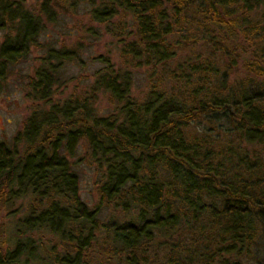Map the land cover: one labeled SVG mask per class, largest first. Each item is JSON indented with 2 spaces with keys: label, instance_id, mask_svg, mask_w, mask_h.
<instances>
[{
  "label": "trees",
  "instance_id": "obj_1",
  "mask_svg": "<svg viewBox=\"0 0 264 264\" xmlns=\"http://www.w3.org/2000/svg\"><path fill=\"white\" fill-rule=\"evenodd\" d=\"M80 11L118 39L119 62L46 46L27 93L48 107L13 145L0 140V214L27 197L0 224V264H252L264 228V0H0V76L47 22ZM66 65L87 72L88 89L54 99L78 75ZM98 92L114 112L96 111ZM78 146L98 178L92 207L69 161Z\"/></svg>",
  "mask_w": 264,
  "mask_h": 264
},
{
  "label": "rangeland",
  "instance_id": "obj_2",
  "mask_svg": "<svg viewBox=\"0 0 264 264\" xmlns=\"http://www.w3.org/2000/svg\"><path fill=\"white\" fill-rule=\"evenodd\" d=\"M42 0H25L28 7H36ZM62 23L45 24V31L41 33L38 39V45L31 47L29 54L22 60L11 64L0 76V140L13 145L12 141L15 134L22 128L25 119L29 116L35 107H42V101L33 100L28 96L29 80L34 76V70L40 64V58L44 53L46 46H76L83 54V58L89 61V58L98 54L107 55L115 63L119 62V42L118 39L105 32L103 25L92 21L86 13L80 11L63 15ZM60 18V17H59ZM62 24V26H60ZM1 40V37H0ZM185 46L180 53L186 51ZM68 74L76 73V77L59 85L54 94V99H63L68 96H77L87 87V72L81 71L80 67L66 65ZM148 69L145 66L136 67L132 70L133 81L131 94L141 99L149 87L147 79ZM240 75L243 74L240 67ZM68 74L65 76L67 77ZM88 89V87H87ZM46 108L48 105H44ZM94 108L100 114L114 112L117 105L108 100L107 95L98 92L94 99ZM245 147L254 154L258 150L255 144H245ZM22 148L21 143L16 147ZM82 146L77 147L75 155L69 157L72 168L79 176V194L88 206H93L97 200L96 181L94 168L78 161L82 154ZM259 153L264 154L261 149ZM27 197L17 200L11 207L3 210L0 214V224L14 223L16 218L27 209ZM14 212V214H13ZM3 238H6L5 235ZM256 258L260 264H264V228L260 231L256 241Z\"/></svg>",
  "mask_w": 264,
  "mask_h": 264
}]
</instances>
